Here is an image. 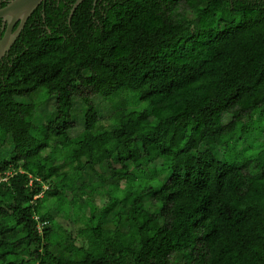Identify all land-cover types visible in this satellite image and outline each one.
<instances>
[{
	"label": "trees",
	"instance_id": "trees-1",
	"mask_svg": "<svg viewBox=\"0 0 264 264\" xmlns=\"http://www.w3.org/2000/svg\"><path fill=\"white\" fill-rule=\"evenodd\" d=\"M75 1L0 60V264H264V0Z\"/></svg>",
	"mask_w": 264,
	"mask_h": 264
},
{
	"label": "water",
	"instance_id": "water-1",
	"mask_svg": "<svg viewBox=\"0 0 264 264\" xmlns=\"http://www.w3.org/2000/svg\"><path fill=\"white\" fill-rule=\"evenodd\" d=\"M44 0H8L0 8L3 35L0 39V60L9 51L12 44L23 29V26L33 10ZM82 0H76L72 11Z\"/></svg>",
	"mask_w": 264,
	"mask_h": 264
},
{
	"label": "rangeland",
	"instance_id": "rangeland-1",
	"mask_svg": "<svg viewBox=\"0 0 264 264\" xmlns=\"http://www.w3.org/2000/svg\"><path fill=\"white\" fill-rule=\"evenodd\" d=\"M180 58L185 60V57L183 56H180ZM172 109L177 111L180 109V105H175L172 107ZM30 110V107H25V112L30 113ZM253 121L254 122H252V124L249 126V133L245 134V137L239 145H242V147L244 146V148H246L244 152H249V154L255 155L257 153L256 150L260 147L259 145L264 143V116H256ZM239 148L241 150V147ZM81 152L86 155L88 154L86 147L83 148ZM228 153L236 157L238 155V149L229 150Z\"/></svg>",
	"mask_w": 264,
	"mask_h": 264
}]
</instances>
